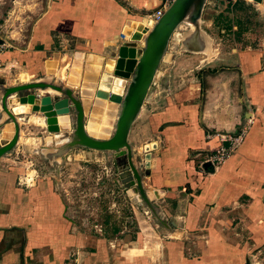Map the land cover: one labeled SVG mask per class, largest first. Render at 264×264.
<instances>
[{"label":"crops","instance_id":"crops-1","mask_svg":"<svg viewBox=\"0 0 264 264\" xmlns=\"http://www.w3.org/2000/svg\"><path fill=\"white\" fill-rule=\"evenodd\" d=\"M161 2L0 0V39L11 46L2 56L0 103L17 85L64 84L75 53L83 54L84 71L113 70L117 48L129 41L119 38L126 23L148 26ZM193 35L197 58L158 70L130 128L128 142L138 141L142 154L143 188L160 198L147 206L151 231L121 249L95 229L97 222L91 235L75 233L58 195L15 167L18 149L30 143L25 134L38 132L46 148L62 140L45 133L37 114L27 115L28 105L8 98L19 134L0 157V264H264V48L228 54L207 33ZM54 56L55 73L47 75ZM8 120L0 109V128ZM248 120L239 149L218 168L200 169L202 156L220 144L216 135L236 134ZM147 220L137 221L141 231Z\"/></svg>","mask_w":264,"mask_h":264},{"label":"rangeland","instance_id":"rangeland-1","mask_svg":"<svg viewBox=\"0 0 264 264\" xmlns=\"http://www.w3.org/2000/svg\"><path fill=\"white\" fill-rule=\"evenodd\" d=\"M193 33H207L228 54L234 48H264V0H206L198 19L186 21L175 30L164 54L160 72L164 73L168 69L170 72L178 58H197L198 54L194 50L199 47V42ZM113 57L115 63L117 53ZM82 61L84 63V59ZM92 69L99 74L96 89L107 87L105 90L112 91L114 79L123 81L112 76L111 67ZM109 70H112L110 74L107 72ZM67 77L68 71L66 80ZM108 77L110 81H106ZM66 80L62 85L66 84ZM121 92L123 94L125 88L116 93ZM36 134L38 132L35 131L25 134L30 143L26 148L18 149L14 165L29 173L33 183L50 187L58 195L62 203V215L70 220L75 233L91 235V222L103 224L106 210L112 216L110 222L123 224V230L113 238L118 249L134 241L140 233L151 231L149 225L154 221V215L140 198L125 149L116 153L98 152L80 146L64 148L70 142L68 140L56 147L50 142L46 148L41 141L42 135ZM137 134L138 131L135 137ZM140 141H145L142 134ZM130 146L132 163L139 175L143 176L139 142L134 141ZM140 216L143 219L147 216L146 222L149 223L142 231L137 224ZM76 220L78 224H74Z\"/></svg>","mask_w":264,"mask_h":264},{"label":"water","instance_id":"water-1","mask_svg":"<svg viewBox=\"0 0 264 264\" xmlns=\"http://www.w3.org/2000/svg\"><path fill=\"white\" fill-rule=\"evenodd\" d=\"M205 2L174 0L155 23L150 22L148 26L126 23L119 38H129V41L121 42L117 48L112 73L113 77L123 80V94L96 89L99 74L83 70L82 53L73 55L65 85L43 81L6 89L0 105L9 120L0 128V157L13 149L18 139V121L7 107L8 98L16 96L18 104L30 107L27 115L37 114L46 131L56 135V140L70 141L64 148L80 146L116 153L125 149L140 198L150 207L160 196L157 191L143 188L141 176L132 163V147L128 142L130 128L152 92L172 35L180 24L198 19ZM55 59L56 56L46 63L47 75L55 73ZM52 92L58 95L57 99L51 96ZM206 167L210 166L203 168Z\"/></svg>","mask_w":264,"mask_h":264},{"label":"built area","instance_id":"built-area-1","mask_svg":"<svg viewBox=\"0 0 264 264\" xmlns=\"http://www.w3.org/2000/svg\"><path fill=\"white\" fill-rule=\"evenodd\" d=\"M174 0H162L158 9L149 15L151 22L158 21L168 7ZM11 49V46L5 41L0 39V68L2 67V56L7 50ZM250 128V120L244 125H241L236 134H218L216 137L219 139L220 144L208 151L202 156L199 162V168L203 170L204 165H209L211 169H216L221 166L226 160H228L242 145L244 138L246 137Z\"/></svg>","mask_w":264,"mask_h":264},{"label":"trees","instance_id":"trees-1","mask_svg":"<svg viewBox=\"0 0 264 264\" xmlns=\"http://www.w3.org/2000/svg\"><path fill=\"white\" fill-rule=\"evenodd\" d=\"M112 216H109L108 210L105 213V220H103V224H98L99 226H95L99 229L100 233H102L103 237L106 239H112L116 235H118L123 230V224L120 225L115 222H110ZM112 223V224H110Z\"/></svg>","mask_w":264,"mask_h":264},{"label":"bare ground","instance_id":"bare-ground-1","mask_svg":"<svg viewBox=\"0 0 264 264\" xmlns=\"http://www.w3.org/2000/svg\"><path fill=\"white\" fill-rule=\"evenodd\" d=\"M191 10L192 9H190V11H189V13L188 14H190V12H191ZM105 77V76H104ZM101 82V81H100ZM104 82V81H103ZM101 85V84H100ZM107 85V84H106ZM113 85H114V87H117V88H114L115 90H118V91H120L121 90V88H122V86H123V83L120 81V80H116V81H114L113 82ZM99 87V86H98ZM104 87V86H103ZM107 88V87H106ZM105 88V89H106ZM111 90V89H110ZM121 94H122V92H121ZM24 108L25 107H23V106H19V108H17V110H16V112L17 113H19V114H24L26 111L24 110Z\"/></svg>","mask_w":264,"mask_h":264}]
</instances>
